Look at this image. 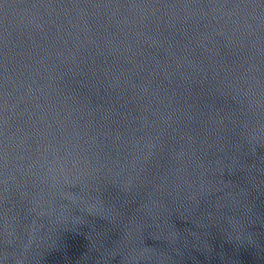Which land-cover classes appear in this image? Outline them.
<instances>
[{
    "label": "water",
    "instance_id": "95a60500",
    "mask_svg": "<svg viewBox=\"0 0 264 264\" xmlns=\"http://www.w3.org/2000/svg\"><path fill=\"white\" fill-rule=\"evenodd\" d=\"M0 264H264V0H0Z\"/></svg>",
    "mask_w": 264,
    "mask_h": 264
}]
</instances>
